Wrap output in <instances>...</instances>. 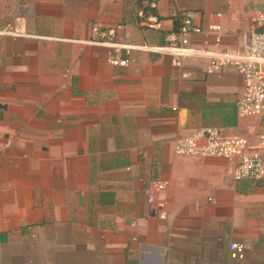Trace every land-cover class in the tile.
I'll use <instances>...</instances> for the list:
<instances>
[{
    "label": "crops",
    "instance_id": "crops-1",
    "mask_svg": "<svg viewBox=\"0 0 264 264\" xmlns=\"http://www.w3.org/2000/svg\"><path fill=\"white\" fill-rule=\"evenodd\" d=\"M135 6L0 0V264H264V181L234 183L233 161L173 152L201 126L250 131L241 78L208 74L203 57L134 52L115 67L85 43L99 23L159 45L192 11L202 33L185 46L238 49L264 30V0H159L157 31L138 26ZM157 182L164 218L148 200Z\"/></svg>",
    "mask_w": 264,
    "mask_h": 264
},
{
    "label": "built area",
    "instance_id": "built-area-1",
    "mask_svg": "<svg viewBox=\"0 0 264 264\" xmlns=\"http://www.w3.org/2000/svg\"><path fill=\"white\" fill-rule=\"evenodd\" d=\"M135 17L139 27L157 31L162 20L157 14L159 0H134ZM179 25L165 38L164 45H136L128 42L123 34V25L95 23L91 27V39L85 43L108 50V59L115 67H127L134 62V52L156 53L174 57V64L180 59L203 57L208 59V74L234 72L241 78L243 90L235 101L236 113L242 118H255L256 122L246 134L225 131L216 126H201L173 142V152L178 156L197 159L222 158L233 161L229 179L234 183H259L264 181V30L251 32L238 49L213 50L185 46L190 35L202 33L194 22L195 13L180 11L175 15ZM257 24L264 27V12H258ZM218 26L210 27L211 33L219 31ZM216 44L220 38L216 37ZM158 196L148 194L149 202L159 201V217L164 218L162 197L163 185L154 183ZM232 250H240L236 245Z\"/></svg>",
    "mask_w": 264,
    "mask_h": 264
},
{
    "label": "trees",
    "instance_id": "trees-1",
    "mask_svg": "<svg viewBox=\"0 0 264 264\" xmlns=\"http://www.w3.org/2000/svg\"><path fill=\"white\" fill-rule=\"evenodd\" d=\"M176 30H177V28L174 31H176ZM164 36H162V43H160L159 45H164L165 44V41H163L164 40Z\"/></svg>",
    "mask_w": 264,
    "mask_h": 264
}]
</instances>
